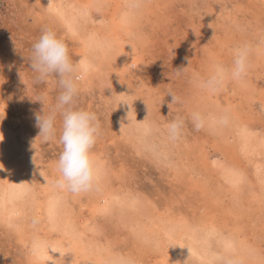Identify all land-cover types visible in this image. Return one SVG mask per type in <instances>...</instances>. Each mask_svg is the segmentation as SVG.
Instances as JSON below:
<instances>
[{"label": "rangeland", "instance_id": "374dc122", "mask_svg": "<svg viewBox=\"0 0 264 264\" xmlns=\"http://www.w3.org/2000/svg\"><path fill=\"white\" fill-rule=\"evenodd\" d=\"M44 28L98 119L88 192L57 185L35 126L61 92L31 69ZM0 264H264V0H0Z\"/></svg>", "mask_w": 264, "mask_h": 264}, {"label": "clouds", "instance_id": "9594fccd", "mask_svg": "<svg viewBox=\"0 0 264 264\" xmlns=\"http://www.w3.org/2000/svg\"><path fill=\"white\" fill-rule=\"evenodd\" d=\"M248 54L247 46L234 51L231 68L233 79H241L247 74ZM30 63L38 80L46 82L51 79L57 82L61 89L57 103L50 112L35 114V126L40 130L39 137L45 142L56 140L62 149L56 162L59 172L56 183L60 188L75 194L88 192L94 188L97 181L91 150L96 144L100 129L95 113L74 107L78 93L75 75L77 65L72 61L64 40L49 28H44L33 43ZM224 75L225 69L217 66L215 73L204 81L202 86L214 92L222 84ZM169 95L172 97V103L179 101V97L174 93L170 92ZM58 117L59 133L56 127ZM192 122L197 131L205 126V119L199 113L192 114ZM183 125L184 121L180 117L169 123L167 125L169 137L177 139Z\"/></svg>", "mask_w": 264, "mask_h": 264}, {"label": "bare ground", "instance_id": "6f19581e", "mask_svg": "<svg viewBox=\"0 0 264 264\" xmlns=\"http://www.w3.org/2000/svg\"><path fill=\"white\" fill-rule=\"evenodd\" d=\"M131 63V62H130Z\"/></svg>", "mask_w": 264, "mask_h": 264}]
</instances>
